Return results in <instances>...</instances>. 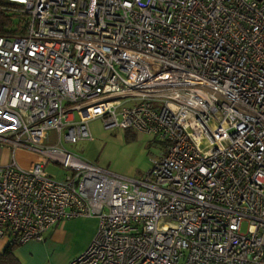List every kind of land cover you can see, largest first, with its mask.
Instances as JSON below:
<instances>
[{
	"label": "built area",
	"instance_id": "obj_1",
	"mask_svg": "<svg viewBox=\"0 0 264 264\" xmlns=\"http://www.w3.org/2000/svg\"><path fill=\"white\" fill-rule=\"evenodd\" d=\"M7 1L28 19L0 35V238L96 217L67 264H264V0ZM97 118L163 152L131 178L60 147Z\"/></svg>",
	"mask_w": 264,
	"mask_h": 264
},
{
	"label": "rangeland",
	"instance_id": "obj_2",
	"mask_svg": "<svg viewBox=\"0 0 264 264\" xmlns=\"http://www.w3.org/2000/svg\"><path fill=\"white\" fill-rule=\"evenodd\" d=\"M91 122H93L92 136L94 138L91 143L95 144L92 154L97 158L95 164L120 176L139 178L150 169L152 160L159 157L160 151L165 146L164 143L159 142L153 136L150 137L148 134L135 130H105L102 127L100 118L94 119ZM46 143L51 145L58 143L57 134L54 131L49 132ZM91 143L87 141H80L76 144L63 142L60 147L88 160L87 148ZM47 171L55 175L57 179H63L66 174L64 169L55 164H50L47 167ZM241 230L243 232L246 231L245 223L242 224ZM84 236L85 233L82 238ZM55 258L56 256L45 253L39 255V257H35L32 262L36 264L40 262L43 264H55L57 263V259Z\"/></svg>",
	"mask_w": 264,
	"mask_h": 264
},
{
	"label": "crops",
	"instance_id": "obj_3",
	"mask_svg": "<svg viewBox=\"0 0 264 264\" xmlns=\"http://www.w3.org/2000/svg\"><path fill=\"white\" fill-rule=\"evenodd\" d=\"M95 122V121H94ZM93 122L90 121L89 127L91 136L93 133ZM151 137V135H150ZM85 140L89 143L93 141ZM84 141V142H85ZM95 144H89L87 148V158L93 163H96V156L92 154V149ZM91 149V151H89ZM163 152L160 151L159 155ZM22 157V153H17ZM12 151L6 143L0 142V165H5L11 160ZM98 218L96 217H79L70 220H63L55 223L43 235L41 241L28 240L23 243L16 244L13 247L15 256L21 264H36L32 262L35 257L41 254H49L56 256L57 263L67 264L73 257L79 255L88 246L94 237L98 228ZM85 236L82 238L83 234ZM9 241L5 238H0V251H2ZM49 263V262H48ZM38 264H43L42 262Z\"/></svg>",
	"mask_w": 264,
	"mask_h": 264
},
{
	"label": "trees",
	"instance_id": "obj_4",
	"mask_svg": "<svg viewBox=\"0 0 264 264\" xmlns=\"http://www.w3.org/2000/svg\"><path fill=\"white\" fill-rule=\"evenodd\" d=\"M27 19V14L21 11L20 6L0 0V35L22 33ZM15 245L9 243L0 251V264H21L13 251Z\"/></svg>",
	"mask_w": 264,
	"mask_h": 264
}]
</instances>
